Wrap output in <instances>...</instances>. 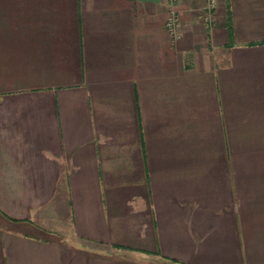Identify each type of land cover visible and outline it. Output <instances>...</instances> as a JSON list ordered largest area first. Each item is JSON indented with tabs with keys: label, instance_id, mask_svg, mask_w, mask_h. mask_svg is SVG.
<instances>
[{
	"label": "crops",
	"instance_id": "obj_1",
	"mask_svg": "<svg viewBox=\"0 0 264 264\" xmlns=\"http://www.w3.org/2000/svg\"><path fill=\"white\" fill-rule=\"evenodd\" d=\"M205 6L0 0V264H264V0Z\"/></svg>",
	"mask_w": 264,
	"mask_h": 264
},
{
	"label": "built area",
	"instance_id": "obj_2",
	"mask_svg": "<svg viewBox=\"0 0 264 264\" xmlns=\"http://www.w3.org/2000/svg\"><path fill=\"white\" fill-rule=\"evenodd\" d=\"M218 0H206V6L207 8V13H206V18L208 21L211 23H215V10H216V4ZM167 24L169 26V30L171 31L172 34H174L176 37L180 36L179 35V30L181 27V22L179 19L176 17V10L171 8V13L167 17Z\"/></svg>",
	"mask_w": 264,
	"mask_h": 264
}]
</instances>
